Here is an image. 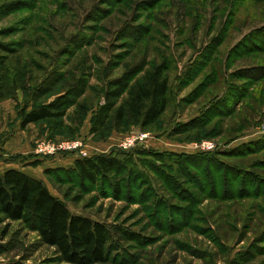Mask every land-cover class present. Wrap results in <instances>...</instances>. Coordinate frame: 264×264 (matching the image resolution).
Segmentation results:
<instances>
[{
    "label": "rangeland",
    "instance_id": "rangeland-1",
    "mask_svg": "<svg viewBox=\"0 0 264 264\" xmlns=\"http://www.w3.org/2000/svg\"><path fill=\"white\" fill-rule=\"evenodd\" d=\"M0 41L19 48L1 91L0 157L28 160L72 212L136 235L101 264H264V0H0ZM162 62L170 102L160 120L143 128L112 119L90 135L108 83L128 66ZM78 78L86 92L76 98L67 90ZM60 95L76 102L65 118L21 128L23 111ZM176 127L188 129L173 135ZM128 138L137 140L124 150ZM41 141H78L89 157L133 155L143 173L124 172L120 197L115 180L93 188L47 176L49 162L31 164ZM204 141L214 148L201 150ZM0 245V264H68L2 214Z\"/></svg>",
    "mask_w": 264,
    "mask_h": 264
},
{
    "label": "trees",
    "instance_id": "trees-1",
    "mask_svg": "<svg viewBox=\"0 0 264 264\" xmlns=\"http://www.w3.org/2000/svg\"><path fill=\"white\" fill-rule=\"evenodd\" d=\"M18 53L19 48L15 44L0 41V103L4 99L1 91H3V83L7 80L8 60ZM192 68V66L186 68L182 77L190 78ZM170 69V65L166 62L125 68L120 77L108 83L103 101L92 117L89 134L97 136L104 132L112 119L116 126H121L127 118L133 125L143 128L156 124L169 106L168 73ZM49 79L38 87L37 92L42 91L45 82ZM81 80L83 79L78 78L74 82L76 86L68 88L69 95L72 94L76 98L84 95L86 86L81 83ZM60 81L61 79L53 82L54 86ZM67 96L60 95L48 104L40 105L30 111H23L21 128L65 118L70 107L76 105V102L69 100ZM79 107L86 114V108L83 105ZM185 129L188 128L176 127L173 135ZM146 153L148 152L139 150L135 156L141 157L147 155ZM63 156L71 158L69 154ZM128 156L126 158L108 153L73 159L71 167L46 168L44 173L47 176L74 175L80 182L92 185L93 188L100 186L105 188L107 181L115 180L110 186L114 195L120 197L123 193L121 177L124 172L129 169V175L138 174V171L143 173V170L134 168L136 164H133V155ZM37 160L31 164L39 161H55L56 158L39 157ZM148 163L153 170L154 164ZM0 214L7 220L24 223L38 234L43 244L55 248L62 261L68 264L109 262L114 258L113 253L117 254L120 250L118 242L130 243L137 239L133 232L125 228L119 226L111 228L103 221L72 212L68 204L54 196L42 180L14 168L0 172ZM0 248L4 246L0 245Z\"/></svg>",
    "mask_w": 264,
    "mask_h": 264
},
{
    "label": "built area",
    "instance_id": "built-area-1",
    "mask_svg": "<svg viewBox=\"0 0 264 264\" xmlns=\"http://www.w3.org/2000/svg\"><path fill=\"white\" fill-rule=\"evenodd\" d=\"M147 135H141L138 137V140L143 142L146 139ZM137 140V138H136ZM135 138H128L125 143L121 145L122 149L128 150L133 142L136 141ZM214 148L213 144L208 141H204L200 145L201 150H212ZM36 154L42 158H51L56 159L62 157L65 154H69L75 159L78 158H87L89 157L88 152L83 148L81 142H52V141H41L37 144Z\"/></svg>",
    "mask_w": 264,
    "mask_h": 264
},
{
    "label": "crops",
    "instance_id": "crops-1",
    "mask_svg": "<svg viewBox=\"0 0 264 264\" xmlns=\"http://www.w3.org/2000/svg\"><path fill=\"white\" fill-rule=\"evenodd\" d=\"M24 134L19 135V137H22ZM20 143V144H19ZM26 145V144H25ZM23 143V139L21 141H17L16 144L12 145V147H15L16 151H23L26 149V146ZM3 158L0 157V172H4L7 169L10 168H14V169H19L22 170L24 172H26L27 174L40 179L39 177L35 176L34 174H32L28 169L30 167H26L25 165L28 164V160L24 161V162H18L16 163L15 161H11L9 158H7V156L5 154H3ZM36 159H39V157H37ZM49 162V164H47ZM47 164V168H51V167H58V166H65L69 165V167H71L73 165V159L72 158H64V156L56 159L55 161H45V165ZM68 167V166H67ZM46 166L43 167V170L45 171Z\"/></svg>",
    "mask_w": 264,
    "mask_h": 264
}]
</instances>
